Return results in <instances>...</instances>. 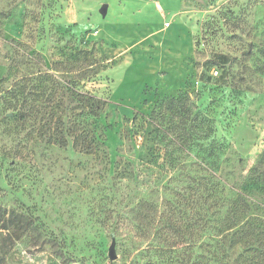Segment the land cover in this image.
<instances>
[{"label":"rangeland","instance_id":"374dc122","mask_svg":"<svg viewBox=\"0 0 264 264\" xmlns=\"http://www.w3.org/2000/svg\"><path fill=\"white\" fill-rule=\"evenodd\" d=\"M0 264H264V0H0Z\"/></svg>","mask_w":264,"mask_h":264},{"label":"trees","instance_id":"16d2710c","mask_svg":"<svg viewBox=\"0 0 264 264\" xmlns=\"http://www.w3.org/2000/svg\"><path fill=\"white\" fill-rule=\"evenodd\" d=\"M77 97H79L80 101L84 102L86 104V106L91 108V113H93L95 116H97L99 114V111L102 110V108L105 106V102H103V101H101V100H99L93 96H90V95L77 94ZM164 106L166 108L165 110L171 111L172 113L174 112L176 116L180 117V119L184 123V127H183L184 133L183 134L185 135V133H187V131H188V130H186L185 126L187 125V122L189 120H191V114H192L191 113L190 99L186 96H180L178 98H171V99L163 101L159 104V108L164 107ZM151 116H152L153 124H154L155 128L157 129L158 136L163 138V137H167L170 133H172V129L171 130L170 129H164V127H163L164 118H163V115L161 112L156 113V109H155ZM173 130H174V128H173ZM173 135L175 136V138H173V139H176V140H172L171 141L172 143H176L177 141H180L181 143H183L184 136H182L180 134H176V133H174ZM169 139L171 140L172 137L170 136ZM237 206L240 209H244L245 204L243 205L242 202H239V203H237ZM12 220H14V219H9V221L6 222L5 228H3L4 230H10V228L8 227V224H11ZM172 230L174 232H176V230H174V229H172ZM242 231H243V228H240L238 232H242ZM177 233H180V232H177ZM250 237L253 240L252 234H250ZM178 238H180V234H179ZM217 243L218 244L221 243L220 246L222 247L223 240H218Z\"/></svg>","mask_w":264,"mask_h":264},{"label":"water","instance_id":"95a60500","mask_svg":"<svg viewBox=\"0 0 264 264\" xmlns=\"http://www.w3.org/2000/svg\"><path fill=\"white\" fill-rule=\"evenodd\" d=\"M100 13L102 14L103 17H106L107 13H108V5L102 6V8L100 10ZM109 258L111 260H116L117 259V256H116L115 251H114L113 248H111V250L109 252Z\"/></svg>","mask_w":264,"mask_h":264}]
</instances>
